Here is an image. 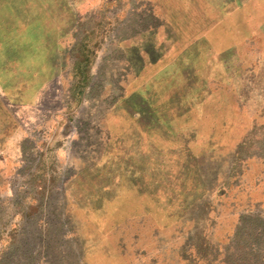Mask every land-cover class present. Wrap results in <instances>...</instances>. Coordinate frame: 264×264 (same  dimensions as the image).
<instances>
[{"label":"rangeland","instance_id":"obj_1","mask_svg":"<svg viewBox=\"0 0 264 264\" xmlns=\"http://www.w3.org/2000/svg\"><path fill=\"white\" fill-rule=\"evenodd\" d=\"M26 214L71 264H264V0H0V245Z\"/></svg>","mask_w":264,"mask_h":264},{"label":"trees","instance_id":"obj_2","mask_svg":"<svg viewBox=\"0 0 264 264\" xmlns=\"http://www.w3.org/2000/svg\"><path fill=\"white\" fill-rule=\"evenodd\" d=\"M63 226L58 216L41 220L24 215L14 241L0 245V264H71V254L63 249L62 238L66 237ZM79 264H83L82 256Z\"/></svg>","mask_w":264,"mask_h":264}]
</instances>
